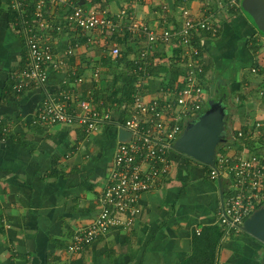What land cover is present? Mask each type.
Segmentation results:
<instances>
[{
  "label": "crops",
  "instance_id": "crops-1",
  "mask_svg": "<svg viewBox=\"0 0 264 264\" xmlns=\"http://www.w3.org/2000/svg\"><path fill=\"white\" fill-rule=\"evenodd\" d=\"M163 1L168 2V11L163 12ZM179 2L79 0L87 8L98 3L99 10L106 8L108 15L126 8L134 19L157 30L180 20L175 10ZM223 2L188 0L186 6L195 17L211 14L219 23L216 36L203 35L200 39L202 48L198 51L204 64L200 79L202 85L216 89L212 97L223 99L229 129L254 118L264 120V97L260 94L264 91V52L256 49L255 54L251 47L254 42L257 48L264 36L242 10L229 12ZM10 4V0H0V264H182L191 252L195 228L217 222V210L229 190L230 179L225 174L210 177L209 165L194 162L177 150L174 153V148L170 151L173 163L168 177L141 194L140 210L128 215V224L110 228L83 250H67L73 231L97 212V198L106 181L118 126L107 122L84 135L78 123L42 125L35 121L43 89L34 85L16 92L12 86V72L26 62V44L19 12L11 15ZM45 8L50 24L46 33L57 50L77 43V50L66 58L63 67L47 66L46 85L53 93L64 87L75 97L86 98L92 91L93 103L102 101L101 106L111 108L115 120H122L124 102L111 107L103 104V98L95 100L93 96L99 84L92 80L91 72L95 66L104 68L102 60L109 55L111 42H117L121 52L142 70L138 73L134 70L137 68L131 69L136 74L131 97L140 92L150 98L181 78V66L174 69V65H180V46L174 47L173 41L158 42L141 59L145 38L130 32L133 19L128 16L117 19L120 32L104 34L67 26L63 15L67 8L61 4ZM162 13H166L165 21L160 18ZM57 24L60 29L55 28ZM86 35L93 40L87 42ZM247 65L256 73L246 74ZM151 66L152 72L148 70ZM170 72L177 75L171 84ZM78 75L83 80L76 84ZM210 96L208 93L207 99ZM223 144L221 150L230 153L264 150L261 135L245 140L226 137ZM214 261L264 264V242L239 230L220 238Z\"/></svg>",
  "mask_w": 264,
  "mask_h": 264
},
{
  "label": "built area",
  "instance_id": "built-area-1",
  "mask_svg": "<svg viewBox=\"0 0 264 264\" xmlns=\"http://www.w3.org/2000/svg\"><path fill=\"white\" fill-rule=\"evenodd\" d=\"M32 1V15L29 16L25 12L28 0H10V5L19 12L26 44V62L22 68L13 71L11 77L16 92L34 85L43 89L35 121L42 125L78 123L86 135L95 132L102 124L113 121L131 133L129 140H117L105 184L97 198L96 214L89 222L77 227L67 243V250L77 252L110 228L128 224V215L140 210L138 203L141 194L156 188L162 179L168 177L173 163L170 155L172 142L183 129L185 121L200 110L207 98L200 82L203 57L192 40L202 30L215 35L219 23L211 14L195 17L186 6L188 0H180L175 7L180 20L160 30L134 19L135 16L126 8L108 15L106 10L87 8L76 3V0ZM226 3L239 6L240 0H227ZM48 4L69 7L70 10L64 16L66 25L88 32H120L117 19L128 16L133 19L129 25L130 32L145 38V45L139 54L141 59L147 56L152 45L173 41V46H180L181 49V78L150 98L143 97L140 92L132 93L129 115L122 120H115L111 108L101 106L102 101L93 103L92 91L87 92L86 98L75 97L71 89L64 87L61 92L53 93L46 85L47 66L63 67L66 58L77 50V43H69L60 52L51 43L46 33L50 27L45 15ZM161 8L163 12L168 11V2L163 1ZM160 18L165 21L166 13H162ZM55 28L60 29V25L57 24ZM90 40L93 38L87 36V42ZM120 54L117 42H111L109 56L115 59ZM251 69L255 71L256 67L252 66ZM100 73L101 66H95L91 72L92 80L99 83ZM82 80V75L75 76L74 83L78 84ZM260 94L264 97V91L261 90ZM255 135L264 138V120L254 118L241 127L225 129V137L233 139L245 140ZM221 143L220 149L217 147L214 164L208 167V175L214 178L225 174L230 179L229 190L217 210L216 223L222 229L223 238L242 230L245 217L264 202V150L230 153L221 150L224 147ZM200 230L199 227L195 228L197 233Z\"/></svg>",
  "mask_w": 264,
  "mask_h": 264
},
{
  "label": "water",
  "instance_id": "water-1",
  "mask_svg": "<svg viewBox=\"0 0 264 264\" xmlns=\"http://www.w3.org/2000/svg\"><path fill=\"white\" fill-rule=\"evenodd\" d=\"M240 6L246 16L264 30V0H241ZM226 115L227 108L221 97L208 98L205 106L185 122L172 147L204 164L213 165L217 146L226 139ZM130 134L122 125L118 126V141L129 140ZM241 226L244 231L264 242V202L245 217Z\"/></svg>",
  "mask_w": 264,
  "mask_h": 264
},
{
  "label": "trees",
  "instance_id": "trees-1",
  "mask_svg": "<svg viewBox=\"0 0 264 264\" xmlns=\"http://www.w3.org/2000/svg\"><path fill=\"white\" fill-rule=\"evenodd\" d=\"M223 1H224L223 4L227 7V11L229 12H235L238 9H242L241 6L228 5L226 3L227 0H223ZM78 2L79 0H76V3ZM9 7H11V9L9 10H12L10 11L11 15L13 16L18 15V11L16 9H14L12 6ZM32 7H33V1L28 0V5L25 6V12H27L29 16L32 15ZM69 10L70 8L68 7L65 13H67ZM65 13L63 15H65ZM218 31L215 34V36L218 34ZM259 31H263V30L259 29ZM203 35L210 36L211 34L206 30H202L200 33L195 34L193 37L192 41L194 45L198 47V50L202 48L200 39ZM251 45H252L251 47L253 48L252 50L254 51L255 50L254 42H252ZM102 61H103L102 62L103 66L105 68V72L107 74L109 73L110 75L109 74L107 75L105 73V75H107L108 81L107 80L101 81L100 78L99 87L93 89L94 99L99 100L100 98H103L104 99L103 104L104 105L111 104V107L112 106L119 107L124 102L126 105V109H124V113L122 117L124 119L129 115V110L127 108H130L131 106L132 103L131 92L134 89V83L132 79L134 76H136L135 73L131 72V69L137 68L138 65L134 64L132 59H130L127 53L124 51L121 52L120 56H117L115 59L111 58L108 55ZM172 64L174 65L175 63L172 62ZM257 66L260 67L259 64H257ZM176 67L179 68V66L174 65L175 70H177ZM134 70H136V72L138 71V73L142 72V70L139 68ZM148 70L150 72L154 71V66L149 67ZM178 72H180V70ZM176 78L177 75L175 73L171 74L170 72L169 83L170 84L173 83V81ZM83 133L84 135L86 134L84 129H83ZM221 144L218 145L219 149ZM248 144L250 145V143ZM256 151L258 150L256 149ZM222 233H223L222 229L216 222L215 224L202 227L199 233L194 231L191 240V252L187 256V258L182 262V264H214L216 247L220 241V238L222 237Z\"/></svg>",
  "mask_w": 264,
  "mask_h": 264
},
{
  "label": "rangeland",
  "instance_id": "rangeland-1",
  "mask_svg": "<svg viewBox=\"0 0 264 264\" xmlns=\"http://www.w3.org/2000/svg\"><path fill=\"white\" fill-rule=\"evenodd\" d=\"M93 8L94 9H100V7H99V4L97 3V4H94V6H93ZM101 10H104V9H101ZM105 10H107L106 8H105ZM240 10H242V9H240ZM249 18V17H248ZM138 19V18H137ZM250 19V18H249ZM259 31V30H258ZM259 33L262 35V36H264V30L263 31H259ZM256 47L257 48H255V50H254V52H255V54H256V49H259V52H264V42H261V43H258V44H256ZM102 69L103 68H101V73H100V78H101V81L102 80H107L108 81V78H107V75H105V68H104V73H103V75H102ZM245 72H246V74H248V75H250L251 73L252 74H254V73H256V72H252L251 70H250V68H249V66L247 65L246 67H245ZM107 74V73H106ZM109 74V73H108ZM110 75V74H109ZM133 80V82H136V79L134 80V79H132ZM100 83V82H99ZM98 83V84H99ZM214 84V83H213ZM100 85V84H99ZM98 85V86H99ZM211 86L212 85H210V88H209V85L208 84H204L203 85V88H204V90H205V92L207 93V96H208V93H210L211 94V96L209 97V98H211L213 95H216V89H214V88H211ZM210 91V92H209ZM230 107V106H229ZM227 115H228V110H227ZM227 115H226V118H227ZM228 123V122H227ZM172 151H173V149H172ZM177 153V151L176 150H174V153ZM194 160V162H197L198 163V161L197 160H195V159H193Z\"/></svg>",
  "mask_w": 264,
  "mask_h": 264
},
{
  "label": "clouds",
  "instance_id": "clouds-1",
  "mask_svg": "<svg viewBox=\"0 0 264 264\" xmlns=\"http://www.w3.org/2000/svg\"><path fill=\"white\" fill-rule=\"evenodd\" d=\"M239 6H240V5H239ZM178 60H179V58H178ZM179 63H180V62H179ZM178 66H181V65H178ZM203 71H204V67H203ZM202 73H203V72H202ZM179 74H181V71L179 72ZM177 81H178V79H176L175 82H177ZM175 82H174V83H175ZM200 82H201V79H200ZM174 83H173V84H174ZM201 84H202V83H201ZM205 102H207V98H206V101H205ZM205 102H204V104L202 105L201 108H203V107L205 106V104H206ZM201 108H200V110H201ZM200 110H199V111H200ZM199 111H198V112H199ZM198 112H197V113H198ZM197 113H196V114H197ZM196 114H195V115H196ZM195 115H194V116H195ZM194 116H192V117H194ZM192 117H190L189 119H191ZM189 119H188V120H189ZM186 121H187V120H186ZM186 121H185V122H186ZM184 124H185V123H184ZM183 127H184V126H183ZM226 128H227V125H226L225 129H226ZM219 144H220V143H219ZM219 144H218V145H219ZM217 147H218V146H217Z\"/></svg>",
  "mask_w": 264,
  "mask_h": 264
}]
</instances>
